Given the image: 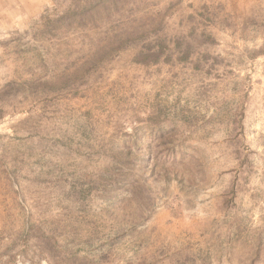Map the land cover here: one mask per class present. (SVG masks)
Returning a JSON list of instances; mask_svg holds the SVG:
<instances>
[{"label": "rangeland", "instance_id": "1", "mask_svg": "<svg viewBox=\"0 0 264 264\" xmlns=\"http://www.w3.org/2000/svg\"><path fill=\"white\" fill-rule=\"evenodd\" d=\"M0 264H264V0H0Z\"/></svg>", "mask_w": 264, "mask_h": 264}, {"label": "trees", "instance_id": "2", "mask_svg": "<svg viewBox=\"0 0 264 264\" xmlns=\"http://www.w3.org/2000/svg\"><path fill=\"white\" fill-rule=\"evenodd\" d=\"M159 61V55H155L152 53L141 54L137 57V63L141 64H149V63H157Z\"/></svg>", "mask_w": 264, "mask_h": 264}]
</instances>
